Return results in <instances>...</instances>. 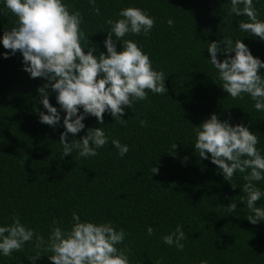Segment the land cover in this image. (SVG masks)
<instances>
[{
	"label": "trees",
	"instance_id": "1",
	"mask_svg": "<svg viewBox=\"0 0 264 264\" xmlns=\"http://www.w3.org/2000/svg\"><path fill=\"white\" fill-rule=\"evenodd\" d=\"M65 2L81 12V26L98 47L96 55L106 52L107 20L118 19L124 7L146 9L155 18L150 32L125 39L138 41L153 67L165 73L167 92H149L133 109L126 108L123 124L114 123L107 113L103 125L87 116L85 129L66 139H79L88 128L102 126L109 142L96 156L78 157L76 150L61 156L64 113L55 128L38 118L46 110L38 102L37 89L46 80L30 78L19 51L8 58L0 55V225L10 224L16 215L47 240L53 221L68 228L76 211L82 220L111 221L123 228L126 237L118 247L127 246L131 264H264V221L253 224L247 219L251 213L241 201L243 174L226 181L218 166L200 158L192 145L194 127L216 113L256 132L264 154V112L257 111L246 94L230 97L207 60L208 43L223 36L241 38L264 60V42L238 29L239 20L247 17L231 13L228 0H96L98 13L88 0ZM253 3L264 20V0ZM16 23L0 0V36ZM121 47L117 42L118 51ZM4 52L11 50L0 44V54ZM217 57L223 60L225 54L218 52ZM259 72L264 74V69ZM49 100L59 109L51 89ZM112 137L129 146L125 156H118ZM174 143L176 149L169 150ZM152 166L158 167L157 173L152 174ZM254 183L264 190V180ZM230 203L237 204L231 213ZM257 205L264 206V197ZM177 225L186 235L182 250L162 240ZM37 251L45 255L35 264H52L47 258L51 253L31 242L0 256V264H33L30 259Z\"/></svg>",
	"mask_w": 264,
	"mask_h": 264
},
{
	"label": "clouds",
	"instance_id": "2",
	"mask_svg": "<svg viewBox=\"0 0 264 264\" xmlns=\"http://www.w3.org/2000/svg\"><path fill=\"white\" fill-rule=\"evenodd\" d=\"M2 3L17 18V23L0 36V44L11 50L0 55L8 58L19 51L23 70L30 78L46 80L37 89L38 102L46 110L40 111L38 118L41 123L55 128L61 123V112L64 113V131L59 139L61 156L73 150L78 157L96 156L97 150L109 142L110 137L102 126L88 128L79 139L70 142L66 139L68 134L75 137L85 129L87 116H94L97 123L103 125L107 113L114 123L123 124L127 120L122 118L126 108L133 109V104L144 101L149 92H167L165 73L153 67L149 54L138 41L125 39L128 34L147 35L150 32L155 18L146 9L124 7L118 12V19L107 20L110 27L103 31L107 33L103 41L106 52L99 51L96 55L98 47L88 39L91 34L86 35L81 26V12L70 9L65 0H2ZM88 3L94 6V12H99L96 0H88ZM228 3L231 13L247 17L246 21L239 20V31L264 42V20L258 18L253 0H228ZM167 23L172 25V19ZM117 42L122 45L119 51ZM207 51L210 53L207 60L217 71L223 90L233 99L248 95L253 107L264 112V74L259 72L264 69V60L254 56L241 38L233 41L223 36L220 41L209 42ZM218 52L225 54L223 60L218 59ZM49 89L55 93L59 109L50 103ZM140 123L143 125L144 121ZM193 130L195 152L218 166L226 181L243 174L241 201L251 213L247 219L253 224L264 221V206L257 205L264 197V190L254 183L264 180V154L257 147L256 132L243 123L233 125L228 119L221 120L216 113L210 114ZM111 144L120 157L129 151V146L115 137L111 138ZM176 147L174 143L169 150ZM151 172L157 173L158 167L152 166ZM236 207L237 204L232 203L227 206L230 213ZM152 231L149 226L148 234ZM125 237V230L116 228L111 221L82 220L80 214L73 211L70 227H61L53 221L45 240L32 227L22 223L19 216L13 215L10 224L0 225V256H10L31 242L35 248L51 253L46 255L52 264H131L126 254L127 246L118 247ZM162 240L182 250L186 235L177 225L172 232L163 235ZM43 255L37 251L30 260L35 264ZM200 264H207V261L202 260Z\"/></svg>",
	"mask_w": 264,
	"mask_h": 264
}]
</instances>
